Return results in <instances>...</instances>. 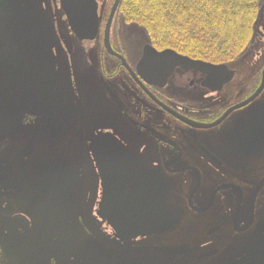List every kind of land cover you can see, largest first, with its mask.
Returning <instances> with one entry per match:
<instances>
[{"label":"flooded vegetation","instance_id":"1","mask_svg":"<svg viewBox=\"0 0 264 264\" xmlns=\"http://www.w3.org/2000/svg\"><path fill=\"white\" fill-rule=\"evenodd\" d=\"M8 1L56 64V101L0 126V264H264V15L247 59L177 67L155 85L122 1L110 21L116 0H97L94 41L45 35ZM107 134L119 145L98 155ZM142 188L163 222L122 239L107 212Z\"/></svg>","mask_w":264,"mask_h":264},{"label":"water","instance_id":"2","mask_svg":"<svg viewBox=\"0 0 264 264\" xmlns=\"http://www.w3.org/2000/svg\"><path fill=\"white\" fill-rule=\"evenodd\" d=\"M120 2L121 0H116L110 21ZM61 6L70 28L80 40L95 39L99 30L96 0H61ZM28 22L27 11L17 16L8 0L0 1V126L3 127L16 125L27 114L42 112L44 108L39 105L40 102L46 105L56 101V64L45 51H37L30 44L26 33ZM38 55L40 58H37ZM176 67L214 68L170 49L158 52L149 45L145 46L140 69L150 82L164 85ZM39 89L44 91V97L40 95ZM108 141L119 145L115 137L109 134L100 135L93 140V147L98 155H102L101 150ZM97 154L95 153L98 157ZM97 164L105 179L107 171L102 170L104 161L97 159ZM134 196L139 197L141 202L134 198L130 208L107 212L109 223L117 235L126 240L140 234H153L152 223L157 226L163 222L158 213L151 212L150 201L148 202L143 188Z\"/></svg>","mask_w":264,"mask_h":264},{"label":"trees","instance_id":"3","mask_svg":"<svg viewBox=\"0 0 264 264\" xmlns=\"http://www.w3.org/2000/svg\"><path fill=\"white\" fill-rule=\"evenodd\" d=\"M263 7L264 0H123L120 11L151 45L219 63L249 51Z\"/></svg>","mask_w":264,"mask_h":264},{"label":"rangeland","instance_id":"4","mask_svg":"<svg viewBox=\"0 0 264 264\" xmlns=\"http://www.w3.org/2000/svg\"><path fill=\"white\" fill-rule=\"evenodd\" d=\"M98 1L105 4V3H107V1H112V0H98ZM23 2L25 3V5L27 6V8L29 9V11L31 12V14L33 16V18L31 17V21H30L31 27L33 29L39 30L41 33H43L45 35H51L53 33V31L56 29H59V31H63L64 29H66L68 27L66 25V23L64 22V15H63L62 9L60 7V4L58 2H56L55 0H43L41 2H39V0H23ZM121 15H123V12H121ZM262 15H264V8L262 9L261 14H259L258 19H260V17ZM124 17H126L129 20V18L126 16V14H124ZM127 23H129V21H127ZM135 27L137 28V26H135ZM257 30H258V27H257ZM135 31L139 32L138 34H139L140 42L141 41L142 42L148 41L146 34L144 32H142L140 28H139V30H135ZM67 36H68L67 40L71 44V46L75 45V42L72 40L69 32H68ZM139 40L137 38L136 41L138 42ZM156 48L162 50L165 47L160 46V47H156ZM247 54L250 56L251 48L243 57H241V59H237V60L245 59L244 57ZM65 72H66V70H65ZM94 81H95L94 77L89 75L87 78V82L90 85H92V84H94L93 83ZM94 94L97 98H99V92L97 90H94ZM98 112L101 115L109 114L106 111L105 107L104 108L100 107L98 109Z\"/></svg>","mask_w":264,"mask_h":264},{"label":"bare ground","instance_id":"5","mask_svg":"<svg viewBox=\"0 0 264 264\" xmlns=\"http://www.w3.org/2000/svg\"><path fill=\"white\" fill-rule=\"evenodd\" d=\"M40 89H42V88H40ZM40 89H39L40 95H41L42 97H44V91H43V90H40ZM39 105H40L42 108H44V107H47L46 105H48V104L45 105L43 102H40Z\"/></svg>","mask_w":264,"mask_h":264}]
</instances>
